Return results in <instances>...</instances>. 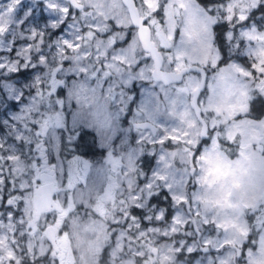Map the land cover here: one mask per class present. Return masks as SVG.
I'll return each mask as SVG.
<instances>
[{"label":"snow or ice","instance_id":"obj_1","mask_svg":"<svg viewBox=\"0 0 264 264\" xmlns=\"http://www.w3.org/2000/svg\"><path fill=\"white\" fill-rule=\"evenodd\" d=\"M128 21L139 49L132 55L116 51L129 42L119 35ZM0 40L6 46L0 72L25 77L39 71L51 79L53 70L58 75L78 61L83 78L98 57L102 68L115 64L125 73L150 64L149 76L164 73L177 86L165 99L181 125L149 145H177L161 157L165 168L151 180L135 162L125 167L121 159L117 183L98 201L77 205L71 195L61 201L58 186L71 181L59 174L0 197V264H103L105 256L107 264H205L201 255L205 261L211 255V264H240L242 256L245 264H264V237L246 249L251 229L243 227L241 210L210 214L200 203L198 175L199 191L173 196L174 208L159 199L167 198L169 181L177 183V157L195 174L206 155L238 157L246 142L264 156V0H0ZM153 51L160 53L158 67ZM78 95L86 118L104 127L103 102L86 88ZM149 102L159 109L160 100ZM0 182L14 183L3 168Z\"/></svg>","mask_w":264,"mask_h":264},{"label":"rangeland","instance_id":"obj_2","mask_svg":"<svg viewBox=\"0 0 264 264\" xmlns=\"http://www.w3.org/2000/svg\"><path fill=\"white\" fill-rule=\"evenodd\" d=\"M31 2L35 3V0ZM149 2L154 4L155 0H149ZM37 15H39L38 12ZM131 23L132 21L126 22L123 32L119 33L129 42L117 49V53L123 51L127 55H132L139 51L136 45L137 33L135 29L129 28ZM121 44L123 45V40ZM5 47L4 41L0 40V50H4ZM104 47L109 50L111 45L105 43ZM259 54L264 57V51ZM103 55L102 52L101 56ZM239 61L243 62L240 59ZM100 62L99 57L93 62L96 64L95 70H93V64L89 63L87 65L89 74L83 78L80 76L78 61H74L72 66L60 71L58 75L53 70L51 79L47 77V73L42 74L39 71L30 72L26 77L14 72H0V168H3L4 174L14 182L11 187L0 182V197L10 196L13 188H27L30 181L37 179L38 174L35 172L37 155L33 154V149L36 148L42 154L47 152L49 158L53 159L54 176L59 174L62 181L73 183L70 174L73 169L83 163L81 159L69 156L75 144L74 138L81 131L93 130L97 126L93 120L86 118V106L78 95V89L81 88H86L94 98L103 102L108 120L111 116L108 107L120 106L113 103L117 102L119 95L124 99V90H129L135 98L133 119L149 120L157 126V129L155 132L151 129L140 131L133 126L135 140L131 141L132 153L126 156H109V158L105 155L101 165L94 163L97 161L95 152L87 156L82 154L86 157L84 163L91 167L83 190L79 197L75 198L77 205L82 202L88 204L89 200H100L109 188L117 183V174L120 170L118 164L121 159L125 167L129 166L130 161L135 162L136 167L141 168L143 175H146L149 180L152 179L153 173L161 172L165 168L161 157L165 154L171 155L176 150L175 142L165 141L164 144L149 145L154 139L159 140L165 133H170L172 129L181 126L178 115L173 114L165 99L171 94L172 88L177 86L169 87L155 81L152 75L147 74V68L152 67L150 64L146 65L144 70H129L125 73L123 68L115 64L105 63L102 68ZM41 82L44 83V88H41ZM202 96L206 97V92L202 93ZM157 99L161 101L159 109L154 103L149 102ZM31 128L32 138L29 135ZM37 131L44 138L40 145L39 140L33 137ZM237 131L240 130L237 129ZM245 134L248 139H254L257 133L246 130ZM137 137L140 139L136 140ZM96 148H98L97 142ZM9 157L11 161L6 163ZM172 164L177 183L169 181L171 186L165 189L169 203L172 204L173 196L191 197L193 191H199L196 180L198 175L200 178L199 199L202 207L206 208L210 214L220 217L227 212L241 210L240 218L243 227L251 229L245 248L255 249L256 245L253 241L258 242L261 237H264V206H262L264 198H261L264 197V156L248 147L246 142L245 150L238 157L226 159L216 154L206 155L200 161V167L195 174L187 169V165L178 157L172 161ZM9 169L11 174L8 173ZM48 173L52 174V172ZM161 183L163 186V182ZM104 187L106 192L102 193ZM58 188L62 194L69 189V183H62ZM159 199L162 201L165 196ZM172 207L174 208L175 205L172 204ZM244 207L246 208L243 209ZM208 233L212 239L219 236V233L211 226ZM212 251L214 249L208 250V252ZM228 256L231 258V250H228ZM164 259L166 262V258ZM200 259L205 264H211L212 256L208 255L205 261V255H201ZM103 264H107L106 256ZM175 264H183V262L178 260ZM240 264H245L243 256Z\"/></svg>","mask_w":264,"mask_h":264},{"label":"flooded vegetation","instance_id":"obj_3","mask_svg":"<svg viewBox=\"0 0 264 264\" xmlns=\"http://www.w3.org/2000/svg\"><path fill=\"white\" fill-rule=\"evenodd\" d=\"M175 85L170 84L169 86ZM125 97L119 95L117 102L113 104H119L117 108H113L111 106L108 107L110 113V119L104 127L96 126L94 127V131H96V142L98 144L99 154H96V162L98 164H102L103 158L105 155L116 156V155H130L133 151V145L131 141L135 140L133 136V126L137 127L140 131H145L148 128L143 126L144 121L147 120H134L133 119V109L135 105L133 103V97L129 90H124ZM29 135L32 138V128L29 129ZM133 136V137H132ZM34 139L39 140V145L43 142L44 138L39 134V131L33 134ZM140 138L137 137L136 140ZM73 149L71 150L70 158L81 159L82 164L78 165L75 169L72 170L70 176L73 179V183L69 184V189L65 190L62 194L59 190V199L61 201H65L66 196L71 195L74 199L78 198L81 190H83V185L86 184V176L89 172L91 165H87L84 163L86 160L80 152L75 144H73ZM46 148V145H45ZM38 151V152H37ZM32 153V146H31ZM33 154L37 155V163H36V174H38L37 178H44L46 175H54L55 169L53 164V159L49 158V154L47 152H42L36 148L33 149ZM107 161V159H106ZM105 161V162H106ZM120 166V163L118 164ZM48 172H52L49 174ZM80 177V179H77ZM106 192V187H104L102 193ZM77 204V202H75ZM61 245L66 248L67 241H62Z\"/></svg>","mask_w":264,"mask_h":264},{"label":"trees","instance_id":"obj_4","mask_svg":"<svg viewBox=\"0 0 264 264\" xmlns=\"http://www.w3.org/2000/svg\"><path fill=\"white\" fill-rule=\"evenodd\" d=\"M240 60L244 61L245 57L244 55H241L239 57ZM137 93V91H135ZM133 102H135V98L133 99ZM255 116V114H253ZM75 145L79 149V152L83 155H92L93 152L96 154H99V150L96 148V132L91 129H86L81 131L75 138H74ZM91 145V150H88L84 147V145ZM164 204H170L169 200L165 198L162 200ZM251 235V234H250Z\"/></svg>","mask_w":264,"mask_h":264},{"label":"water","instance_id":"obj_5","mask_svg":"<svg viewBox=\"0 0 264 264\" xmlns=\"http://www.w3.org/2000/svg\"><path fill=\"white\" fill-rule=\"evenodd\" d=\"M153 55V57L156 59V66L158 67L159 66V58H160V53L157 52V51H153L151 53ZM152 77L155 79V80H158V81H162L164 82V84L168 85V84H171L167 81V79H164V73H155L153 72L152 74ZM143 126L144 127H151L153 129V131H156V126L153 125L151 122H144L143 123Z\"/></svg>","mask_w":264,"mask_h":264}]
</instances>
